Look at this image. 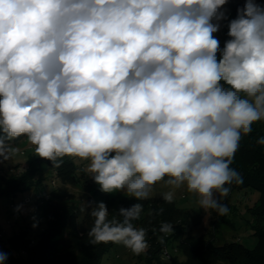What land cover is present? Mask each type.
Here are the masks:
<instances>
[{
	"label": "clouds",
	"instance_id": "9594fccd",
	"mask_svg": "<svg viewBox=\"0 0 264 264\" xmlns=\"http://www.w3.org/2000/svg\"><path fill=\"white\" fill-rule=\"evenodd\" d=\"M228 2L0 0V165L22 136L54 168L85 161L100 191L137 201L111 213L82 202L88 243L137 256L149 243L135 222L158 184L166 203L184 189L200 209L226 215L222 198L243 183L235 154L264 122V4L244 0L229 18Z\"/></svg>",
	"mask_w": 264,
	"mask_h": 264
},
{
	"label": "rangeland",
	"instance_id": "374dc122",
	"mask_svg": "<svg viewBox=\"0 0 264 264\" xmlns=\"http://www.w3.org/2000/svg\"><path fill=\"white\" fill-rule=\"evenodd\" d=\"M257 2L264 4V0H257ZM243 5L244 0H229L224 7L227 9L229 18H235L237 9ZM223 23L224 26L215 34L221 47L224 41L228 39L226 22ZM254 130L256 133H260V131L264 133V122L254 123L252 131ZM14 143L20 152L11 160L0 165V193L7 191L13 184L19 183L20 178L23 177L30 165L38 164L41 170L36 171L33 180L23 184L21 189L24 192L17 191L7 197L4 196L5 193L0 194V227H3V234H11L19 225H38L36 218L39 219V211L34 204V198L35 189L39 185H43L42 187L47 193L52 190L67 191L68 201L73 203L78 210L82 202L105 203V201L113 199L118 203V208L121 206L130 207L137 202L122 192L94 195L92 192L97 188L100 189V186L82 171L86 167V162L79 158L64 157L63 164L69 166H61L57 169L48 166L51 161L35 154V146L31 145L26 137L17 138ZM60 172L62 173L60 174ZM85 186L90 188L86 191L84 190ZM166 190L158 184L152 193V198L142 202L144 204L142 213L144 220L139 225L145 227L149 222L155 221L158 226L168 222L173 224L174 228H179L174 236H172L173 233L166 235L167 237L171 235L169 238L171 243L170 247L167 248L168 252H161L163 262L171 263L173 257H177L180 262L186 261L190 251L196 248L200 242L218 245L235 241L241 242L247 248L254 246L255 241L251 238L252 228L261 224V219L254 215L260 207V194L253 186L234 188L231 185L228 196L222 198L221 201L229 209V212L223 216L215 210L200 209L196 203V198L184 189L177 190L172 203H166L160 196V193ZM161 208L163 211L159 212ZM150 210H156L159 214L149 215ZM78 213V222L88 216L87 212L81 213L79 211ZM155 215H160L164 221L160 222V218ZM36 228L39 227L36 226ZM181 230L182 234L177 236ZM143 260V254L134 255L124 246L116 244L104 256L102 264H143ZM209 264L224 263L210 261Z\"/></svg>",
	"mask_w": 264,
	"mask_h": 264
},
{
	"label": "trees",
	"instance_id": "16d2710c",
	"mask_svg": "<svg viewBox=\"0 0 264 264\" xmlns=\"http://www.w3.org/2000/svg\"><path fill=\"white\" fill-rule=\"evenodd\" d=\"M262 134H264L262 131L256 133L254 130L244 136L231 165L243 177L242 184L232 186L234 188L253 186L260 194V207L254 215L261 219V224L255 225L251 232V238L255 241L254 246L247 248L241 242L235 241L218 245L200 242L190 251L186 261L180 262L177 257H173L171 263H165L161 259V252L165 247H170L171 235L167 237L160 233V226L151 221L145 226L148 229L149 248L143 253V264H209L210 261L224 264H264V145L257 144ZM48 166L52 167V163ZM37 170H41L38 164L30 165L19 183L13 184L3 192L4 196L7 197L17 191L24 192L21 189L23 184L33 180ZM42 186L39 185L35 189L34 198V204L39 211V219L36 218L38 220L36 226L39 228L33 225H19L7 235L2 233L3 227H0V251L8 255L5 264H102L104 256L116 244L112 242L89 244L87 232L93 225L92 217L88 214L78 222L79 210L68 201V192L52 190L47 193ZM88 188L90 187L85 186L84 190L87 191ZM92 193L97 195L105 192L97 188ZM105 204L110 213L119 209L118 203L113 199L105 201ZM155 216L160 218V222L164 221L160 215ZM143 220L144 216L141 215L140 220L135 223L139 226ZM177 230L179 228L175 227L172 236ZM177 234L181 235L182 230Z\"/></svg>",
	"mask_w": 264,
	"mask_h": 264
},
{
	"label": "built area",
	"instance_id": "2783aa9c",
	"mask_svg": "<svg viewBox=\"0 0 264 264\" xmlns=\"http://www.w3.org/2000/svg\"><path fill=\"white\" fill-rule=\"evenodd\" d=\"M162 251H167L168 252V249L165 247L164 249H162Z\"/></svg>",
	"mask_w": 264,
	"mask_h": 264
}]
</instances>
